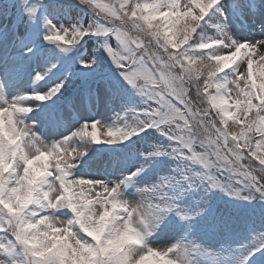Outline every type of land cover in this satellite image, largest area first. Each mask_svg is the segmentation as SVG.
<instances>
[{"label":"snow or ice","instance_id":"1","mask_svg":"<svg viewBox=\"0 0 264 264\" xmlns=\"http://www.w3.org/2000/svg\"><path fill=\"white\" fill-rule=\"evenodd\" d=\"M0 264H264V0H0Z\"/></svg>","mask_w":264,"mask_h":264}]
</instances>
